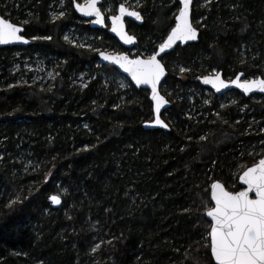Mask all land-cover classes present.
<instances>
[{
	"label": "trees",
	"instance_id": "trees-1",
	"mask_svg": "<svg viewBox=\"0 0 264 264\" xmlns=\"http://www.w3.org/2000/svg\"><path fill=\"white\" fill-rule=\"evenodd\" d=\"M14 1L16 10L0 0V16L20 25L13 16L30 13L22 27L33 44L0 49V63L14 52H39L53 58L54 73L46 87L0 74V264H213L204 218L209 184L238 191L241 166L261 158L264 98L230 91L236 102L219 109L221 96L211 95L199 124L180 120L189 103L185 89L203 91L196 79L212 69L227 80L238 73L264 78V0L213 1L207 26L195 25L199 41L162 58L167 77L161 87L175 85L179 97L166 96L171 106L162 118L174 123L168 132L142 129L151 119L145 90L129 84L127 92L113 94L105 87L99 72L119 75L98 66L103 39L119 49L106 29L81 23V30L103 37L99 51L83 49L63 41L67 20L47 18L54 0ZM169 1L143 5L142 24L126 26L137 44L154 40V53L173 26L170 13L178 4ZM196 14L192 8V23ZM172 64L188 70L185 82L176 80ZM84 69L90 78L76 85L72 73ZM240 109L243 119L235 124ZM246 126L255 133L245 134ZM57 194L62 206L53 210L47 199Z\"/></svg>",
	"mask_w": 264,
	"mask_h": 264
},
{
	"label": "snow or ice",
	"instance_id": "snow-or-ice-1",
	"mask_svg": "<svg viewBox=\"0 0 264 264\" xmlns=\"http://www.w3.org/2000/svg\"><path fill=\"white\" fill-rule=\"evenodd\" d=\"M179 4L182 7L179 8V14L175 17V27L159 45L158 52L146 59L139 57L129 59L126 55L103 56L105 60L113 61L129 73L137 85L144 84L151 87V99L155 102V119L151 123L162 128L168 127V124L161 119V108L168 101L157 91V85L165 74L164 65L157 57L166 49L172 48L177 41L195 40L197 35L189 18L191 0H179ZM76 8L85 15H95L97 18L95 23L104 22V17L97 7V0H88L86 5L77 4ZM119 12L120 15L111 17L112 31L120 35L125 43H132L134 37L124 32L122 17L126 14L140 19V14L129 11L124 4L120 5ZM59 15L63 16L64 13L61 12ZM21 32L22 28L17 24L0 17V44L13 42L27 44L29 41L20 34ZM42 38L51 39V37ZM33 39L37 38L33 37ZM181 71L183 72L184 69L181 68ZM203 82L212 84L217 91L228 87L219 74L215 77L206 76ZM231 83L243 89L245 93L254 89L264 92V79L244 80L241 83L238 76ZM241 167L243 170L239 175V181L242 185H246L242 190H227L218 181L210 186V199L214 202V206L207 208L205 213L211 218L207 247L215 264H264V157L252 166ZM250 193H254V197L250 196ZM50 200L53 204L61 202L58 195H52Z\"/></svg>",
	"mask_w": 264,
	"mask_h": 264
},
{
	"label": "rangeland",
	"instance_id": "rangeland-1",
	"mask_svg": "<svg viewBox=\"0 0 264 264\" xmlns=\"http://www.w3.org/2000/svg\"><path fill=\"white\" fill-rule=\"evenodd\" d=\"M72 1L73 0H70L71 2L70 7L67 5L66 0L50 1L46 8L47 18L54 20V17H56V18H64L65 20H67L66 21L67 26L62 34V39L64 42L70 45H78L79 47L83 49H95L96 51H99L100 49L98 48L96 44L97 42L102 40L103 37H100L96 35L95 33H87L86 31H83L80 29L79 27L80 24L82 23V24L88 25V21L78 18L77 15L74 13V11L73 13L78 19H74L73 17H71L70 9L72 7V3L75 2V1L73 2ZM87 1L88 0H80V2H76V3L85 4ZM173 1L174 0H170L168 5H171ZM213 1H216V0H194L193 1L192 8L197 11V14L195 18L193 19V23H192L194 27L196 24H199V23H200V28L202 29H204L207 26V24L205 23L206 21H208L207 20L208 15L206 12L209 9L208 7L209 4L212 3ZM151 3H152V0H120L117 4L114 2V0H102L99 6V9L105 18V24H106L105 29L107 30L109 27L108 18L116 15L118 5L124 4L125 7L128 8L129 10L138 11L139 13H141V16L144 17L143 11H141L140 9L144 8L143 5H151ZM12 4H13L12 10L14 9L16 10V8H18V3H15L14 0H3V8H5V6H9V5L11 6ZM10 10L11 9L7 10L4 13V16H9ZM177 10H178V7H176L174 11L172 10V12L170 13V17H173V15L176 14ZM61 12L64 13L63 16L59 15V13ZM29 15L31 14L24 12L22 13V16H24L23 18L22 16L20 17V16L15 15L13 16V19H15L18 23H20L19 26L27 25L28 20H29L28 18ZM130 23L132 22L125 21L126 26ZM65 37H67V39H65ZM103 41L107 44V46L104 48V51L108 53H120L123 51L130 58L140 57L143 59H146L148 56L154 54L152 49H153V46L156 44L154 40L147 38L146 40H142L143 42H139L132 49L125 50L121 48L117 42L116 43L118 45L117 44L116 45L119 46L118 47L119 49H116L113 45L110 46V43L112 42V40L109 38L103 39ZM53 65L54 63H53L52 57L46 58L39 52H35L30 56L25 55L23 52L22 53L14 52L8 58L7 64L3 65L2 63H0V74L2 73L1 75L3 76H6V75L13 76L14 75L16 76L17 80L20 82L25 83L26 81L27 82L33 81L39 87H46L49 85V83L52 80V76L54 73ZM101 65L102 64L98 62V66L100 67ZM170 68L175 73L176 80L183 83L188 79V76H187L188 70L184 66L172 64ZM181 68L184 69L183 72L181 71ZM100 69L102 68L100 67ZM216 72H217L216 69H212L206 72L205 75H213V74H216ZM99 73L102 77L105 87L107 89L113 90V94H122L123 92L128 91L129 82L121 74L114 75V74L105 73L103 71ZM89 74H90V71H88L87 69H84L81 72L72 73V76L74 78L73 82L76 85L84 86L88 82V79L90 78ZM257 77L258 76H255L250 79H255ZM2 81L3 79L0 80V83ZM196 82H197V79H196ZM161 90L165 94V97L167 96L171 98L172 102L179 99V97H176V95H173L174 91L177 90L175 88V85H174V88H170V87L167 88L163 86L161 87ZM185 93H186L189 103L188 105L186 104V108L183 110V113L180 115V120L181 121L190 120L193 123H199V124L203 123L204 119L207 117V114L203 108V105H209L210 100H211L210 97L211 95H213V93L210 90H207L205 88L203 91H200L199 88H196L193 85H190L189 87H187L185 89ZM220 96L222 98L219 97L220 98L219 103H218L219 109H221L222 107H225L228 104H233L236 102V97L232 93H230V91L223 93ZM193 97L196 98V103H194ZM262 98H264V96H262ZM244 107L245 105L243 106V108ZM164 115L166 116V112L164 113ZM242 119H243V113L240 109L236 117L235 124L238 122H242ZM168 124L174 126V123H171L170 120H168ZM248 124L251 125L252 122ZM244 129H245L244 130L245 134L255 133L256 131V128L251 130L252 128L250 126H246ZM250 151L251 153L257 152V150L254 147H252ZM20 154H23V153H20ZM236 173H237V170L232 171L233 175H236ZM232 179L233 178L231 177V180ZM57 195L60 196V194H57ZM88 225L91 227V229L92 227H95L94 223L88 222Z\"/></svg>",
	"mask_w": 264,
	"mask_h": 264
},
{
	"label": "water",
	"instance_id": "water-1",
	"mask_svg": "<svg viewBox=\"0 0 264 264\" xmlns=\"http://www.w3.org/2000/svg\"><path fill=\"white\" fill-rule=\"evenodd\" d=\"M193 1L194 0H191V4L189 6V18H190V22L192 23V20H191V9H192V4H193ZM88 2V1H87ZM87 2L85 4H80V5H86ZM102 0H97V7L99 8L100 4H101ZM177 4H178V10L174 16V19H173V26L171 27V29L173 27H175V17L176 15L179 14V8L182 7L181 4H179V0H176ZM79 4V3H76V2H73L72 3V8H73V11L74 13L77 15L78 18L80 19H83L85 21H88V26L89 28L91 29H95V30H104L106 28V24H105V18H104V22L102 24L100 23H95L96 21V16L95 15H85L84 13L80 12L77 10L76 8V5ZM119 7L120 5H118V8H117V13L116 15H120V12H119ZM129 10V9H128ZM129 11H134V10H129ZM138 12V11H136ZM139 13V12H138ZM140 14V13H139ZM101 15L103 16V14L101 13ZM1 17V16H0ZM104 17V16H103ZM122 20H123V28H124V32L127 34V35H130L132 37H134L133 35L129 34V32L127 31L126 29V25H125V21H130L132 23H134L135 25L137 26H140L143 22V19H142V16L140 14V19H136L135 17H130L128 15H124L122 17ZM108 22H109V27L107 29V33L108 35H110L111 37H113L116 42L120 45L121 48L123 49H132L133 47H135L137 45V40L136 38L134 37V40L132 43H125L124 40L121 39L120 35H118L116 32H113L112 31V19L111 17L108 18ZM19 26V25H18ZM193 26V25H192ZM22 28V32L20 33L21 35H23V27L22 26H19ZM194 27V26H193ZM195 28V27H194ZM171 29L168 31L167 35L165 36L164 40L167 38L168 34L171 32ZM196 29V28H195ZM196 32H197V35H196V39L195 40H189V41H184V42H180V41H177L173 46L172 48H169V49H166L164 53H161L160 56L157 57V59H160L161 60V63L164 65L163 61H162V58L170 53H172L176 48H185L186 46H189V45H192V44H196L198 41H199V31L198 29H196ZM25 37V36H24ZM26 38V37H25ZM29 42L27 44L25 43H22V42H13V43H8V44H0V49H4V48H16V47H20V48H25L27 46H30L33 44V40L32 39H28L26 38ZM163 40V41H164ZM163 41L161 43H163ZM159 51V46L157 47L156 52ZM104 55H108V56H112V57H116V56H121V55H126V53L124 52H120V53H108V52H105V51H99L97 53V60L98 62H100L102 65L104 66H107V67H112L114 68L119 74H121L122 76H124L127 81L129 82L130 85H132V87L135 89V90H145L147 92V100L148 102L150 103V107H151V119L149 121H146L144 123H142V129L145 130V131H155V130H159V131H162V132H168L169 131V126L167 128H162L158 125H154L152 124L151 122L155 119V102L151 99L152 97V90H151V87L149 85H144V84H141V85H137L135 83L134 80H132L131 78V75L127 72H125L118 64L114 63L113 61L111 60H105L103 58ZM127 56V55H126ZM129 59H136V58H130L128 57ZM140 58V57H139ZM143 59V58H142ZM164 68H165V74L161 77V80L160 82L158 83L157 85V91L159 92V94L163 97H165L161 91H160V88H161V85L162 83L164 82V80L166 79L167 77V69L164 65ZM217 74H219L220 78L226 83L228 84V87L227 88H222L220 91H217L216 88H214L212 86V84H205L203 82V78L206 77V76H209V77H215ZM239 76L240 78V82L242 83L244 80H247V79H244V76L242 73H238L236 74L233 78L231 79H224L223 76H222V73L220 71L216 72V74H213V75H205V76H202V77H199L197 79V82L200 84L201 87L207 89V90H210L213 95L215 96H220L222 95L223 93H226V92H229V91H236L238 92L239 94H241L244 98H250L252 96H255V95H258V96H264V92H260L258 89H254L253 91L251 92H248V93H245L243 91V89L237 87L235 84H232L231 81L235 80L237 77ZM259 79H262V78H255V79H250L251 80H259ZM165 99L167 100V98L165 97ZM168 101V100H167ZM171 106V103L168 101L167 104H165L162 108H161V119L163 120L162 116L164 115V113L169 110ZM166 123V122H165ZM264 157V152L261 156V158ZM258 162V161H257ZM242 174V172L240 173ZM239 174V175H240ZM216 182V181H214ZM237 182H238V185L240 186V190H242L244 187H246V185H242V183L239 181V176L237 178ZM213 183V182H212ZM211 183V184H212ZM221 183V182H220ZM210 184V186H211ZM210 186H209V190H208V194H209V201L211 203V207L214 206V202L211 201L210 199ZM52 195H50L47 199L50 207L53 209V210H56V209H59L61 208L62 206V200L60 198V203L59 204H53L52 201L50 200V197ZM250 196H253L254 197V193H250ZM206 213V212H205ZM204 213V218L205 220L210 224L211 223V218L210 217H207L206 214ZM209 231H210V228H209ZM209 254H210V249H209ZM210 258H211V254H210ZM213 264H215L214 260L211 258Z\"/></svg>",
	"mask_w": 264,
	"mask_h": 264
},
{
	"label": "flooded vegetation",
	"instance_id": "flooded-vegetation-1",
	"mask_svg": "<svg viewBox=\"0 0 264 264\" xmlns=\"http://www.w3.org/2000/svg\"><path fill=\"white\" fill-rule=\"evenodd\" d=\"M143 19V18H142Z\"/></svg>",
	"mask_w": 264,
	"mask_h": 264
}]
</instances>
